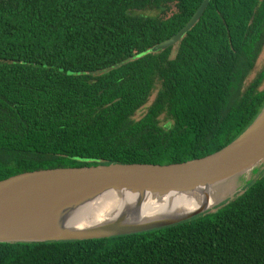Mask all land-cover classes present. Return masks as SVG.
I'll return each mask as SVG.
<instances>
[{"label":"trees","instance_id":"obj_1","mask_svg":"<svg viewBox=\"0 0 264 264\" xmlns=\"http://www.w3.org/2000/svg\"><path fill=\"white\" fill-rule=\"evenodd\" d=\"M198 2L0 0V180L184 162L241 135L264 107V67L244 83L261 47L264 0H211L176 44L153 51ZM0 264H264V173L214 210L166 227L0 242Z\"/></svg>","mask_w":264,"mask_h":264},{"label":"water","instance_id":"obj_2","mask_svg":"<svg viewBox=\"0 0 264 264\" xmlns=\"http://www.w3.org/2000/svg\"><path fill=\"white\" fill-rule=\"evenodd\" d=\"M208 2L205 0L184 27L152 50L176 44L200 19ZM263 162L264 107L235 140L201 158L168 164L116 162L66 166L15 174L0 180V242L99 239L177 224L214 210L222 200L185 211L176 219H164L134 228L100 226L64 232L58 226L46 225L58 218L79 195L88 196L107 190H145L165 196L171 192L190 193L201 187L219 189L227 181L252 171Z\"/></svg>","mask_w":264,"mask_h":264},{"label":"bare ground","instance_id":"obj_3","mask_svg":"<svg viewBox=\"0 0 264 264\" xmlns=\"http://www.w3.org/2000/svg\"><path fill=\"white\" fill-rule=\"evenodd\" d=\"M222 197V190L214 187H201L190 193L171 192L165 196H157L145 190H107L77 196L58 218L46 225L58 226L64 232L100 226L134 228L164 219L179 218L185 211L213 205Z\"/></svg>","mask_w":264,"mask_h":264},{"label":"rangeland","instance_id":"obj_4","mask_svg":"<svg viewBox=\"0 0 264 264\" xmlns=\"http://www.w3.org/2000/svg\"><path fill=\"white\" fill-rule=\"evenodd\" d=\"M148 13H156V11L150 10V11H148ZM263 60H264V49H263V52L261 54V58L259 60V63L262 64ZM155 95H156V92L152 95L151 100L148 102V104L146 106H148L152 102ZM146 106H144L137 113V115H136L137 117H140L144 114V112L146 111ZM263 173H264V162L261 163L260 165H258L257 167H255L252 171L245 173L243 175H240L238 177H235V178L227 181L226 183H224L219 188V190L220 191L222 190V192L224 194V197H222L221 202L223 203L229 199H232L233 197L237 196L238 194H240L243 191V189L245 188L246 184L253 182L255 179L259 178V176L262 175Z\"/></svg>","mask_w":264,"mask_h":264},{"label":"flooded vegetation","instance_id":"obj_5","mask_svg":"<svg viewBox=\"0 0 264 264\" xmlns=\"http://www.w3.org/2000/svg\"><path fill=\"white\" fill-rule=\"evenodd\" d=\"M205 0H199V7L201 6V4L204 2ZM210 1L211 0H209V2H208V5H209V3H210ZM237 2H244V3H247V2H250L251 0H236ZM246 1V2H245ZM207 5V6H208ZM198 7V8H199ZM207 8V7H206ZM206 10V9H205ZM197 11V10H196ZM195 11V12H196ZM195 12H194V14H195ZM193 14V15H194ZM193 15H192V17H193ZM203 15V14H202ZM191 17V18H192ZM190 18V19H191ZM201 18V17H200ZM189 19V20H190ZM188 20V21H189ZM195 25V24H194ZM262 41H261V44H260V51H259V53H258V56L256 57V61H255V65H254V67H253V69L251 70V72L248 74V76L244 79V83L245 84H249L254 78H256L257 77V74L260 72V70L264 67V60H263V62H262V64L261 63H259V60H260V58H261V54H262V52H263V49H264V30H263V34H262ZM260 38V39H261ZM259 39V40H260ZM259 40L257 41V42H259ZM261 85H264V79H263V81L261 82Z\"/></svg>","mask_w":264,"mask_h":264}]
</instances>
